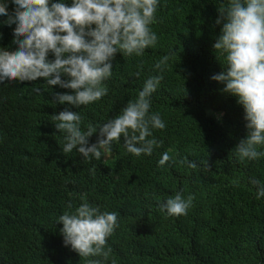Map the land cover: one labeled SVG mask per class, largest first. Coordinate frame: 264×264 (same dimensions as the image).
<instances>
[{"label": "trees", "instance_id": "trees-1", "mask_svg": "<svg viewBox=\"0 0 264 264\" xmlns=\"http://www.w3.org/2000/svg\"><path fill=\"white\" fill-rule=\"evenodd\" d=\"M7 3L12 13L15 5ZM227 4L159 0L151 25L157 44L140 57L117 53L112 77L104 81L108 94L87 106L59 104L55 94L72 90L51 87L43 78L0 83V264H87L64 245L58 222L69 202L74 211L84 200L119 214L120 226L107 241L112 253L102 264H264V197L257 199L250 183H264V157L239 161L235 147L248 132L244 109L211 79L226 66L213 45L222 27L215 23L218 9ZM5 20L0 15V48L15 51V25ZM165 55L170 59L150 112L159 113L166 128L153 129L163 143L151 156L128 153L123 138L100 160L63 153L64 134L52 115L65 108L79 112L83 130L107 122L137 98L149 76L161 74L154 65ZM98 138L99 130L89 145ZM164 152L175 162L160 167ZM185 157L198 168L181 165ZM176 192L194 196L187 215L159 211V203Z\"/></svg>", "mask_w": 264, "mask_h": 264}, {"label": "clouds", "instance_id": "clouds-1", "mask_svg": "<svg viewBox=\"0 0 264 264\" xmlns=\"http://www.w3.org/2000/svg\"><path fill=\"white\" fill-rule=\"evenodd\" d=\"M15 5L8 12V3H0V15L7 16L8 26L15 25V51L0 48V83L5 81H36L43 78L49 86L71 89L73 94L56 93L55 100L80 108L101 100L108 94L104 81L112 77L116 54L143 56L145 49L158 42L151 25L157 22L159 0H71V4L54 0H11ZM216 25H222L221 34L213 45L225 55L224 71L211 77L223 83V92L237 97L244 109L247 136L235 147L240 162L264 157V0H228L218 9ZM54 59H49V54ZM170 59L163 56L154 65L160 75L149 76L134 101H129L116 117L86 130L81 125L79 112L65 108L52 115L55 128L64 134V154L73 150L84 159L100 160L112 150L113 143L123 138L126 151L135 157L151 156L154 148L162 145L153 136V129L163 130L166 123L159 113L150 112L151 96L164 79L162 73ZM143 69V62L137 65ZM137 77L141 71L135 73ZM40 93L41 89L34 87ZM99 130L98 141L89 145V138ZM175 162L168 152L158 161L163 167ZM193 170L195 161L187 157L179 161ZM209 170L208 161L202 162ZM95 175V168L90 170ZM257 196L264 197V183L251 179ZM194 196L187 198L176 192L159 211L168 216L187 215ZM58 217L63 227L60 232L65 246L84 258L87 264H102L112 253L108 238L120 226L117 212H101L98 206L84 200L72 211ZM101 257V259H90ZM115 264V261H113Z\"/></svg>", "mask_w": 264, "mask_h": 264}, {"label": "rangeland", "instance_id": "rangeland-1", "mask_svg": "<svg viewBox=\"0 0 264 264\" xmlns=\"http://www.w3.org/2000/svg\"><path fill=\"white\" fill-rule=\"evenodd\" d=\"M208 113L214 115L216 118H219L220 117V114L217 113V112H211V111H207Z\"/></svg>", "mask_w": 264, "mask_h": 264}]
</instances>
